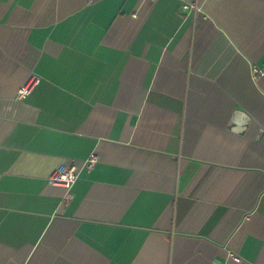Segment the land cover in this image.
<instances>
[{
	"label": "crops",
	"instance_id": "0c3cea01",
	"mask_svg": "<svg viewBox=\"0 0 264 264\" xmlns=\"http://www.w3.org/2000/svg\"><path fill=\"white\" fill-rule=\"evenodd\" d=\"M255 70L264 0H0V264H264Z\"/></svg>",
	"mask_w": 264,
	"mask_h": 264
},
{
	"label": "built area",
	"instance_id": "2783aa9c",
	"mask_svg": "<svg viewBox=\"0 0 264 264\" xmlns=\"http://www.w3.org/2000/svg\"><path fill=\"white\" fill-rule=\"evenodd\" d=\"M184 9L187 11H192L197 9L196 5L192 4H185ZM256 71V76H263L264 72L261 70H255ZM39 80L38 76L31 75L27 81L21 86V88L18 91L17 94V100H22L25 96L29 95L30 92L32 91V88L34 85L37 83ZM99 161V157L94 154L92 155L87 161V167L88 168H93ZM78 180V173L73 169H67V168H60V170L53 176L51 179V182L53 184H62L66 189V195L64 196V201L67 203L72 199V187Z\"/></svg>",
	"mask_w": 264,
	"mask_h": 264
}]
</instances>
